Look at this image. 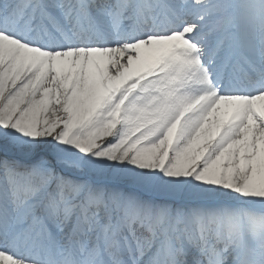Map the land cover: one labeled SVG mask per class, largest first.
Returning a JSON list of instances; mask_svg holds the SVG:
<instances>
[{
	"label": "snow or ice",
	"instance_id": "1",
	"mask_svg": "<svg viewBox=\"0 0 264 264\" xmlns=\"http://www.w3.org/2000/svg\"><path fill=\"white\" fill-rule=\"evenodd\" d=\"M0 264H264V0H0Z\"/></svg>",
	"mask_w": 264,
	"mask_h": 264
}]
</instances>
